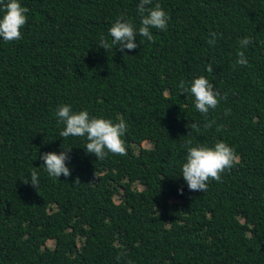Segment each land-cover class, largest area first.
<instances>
[{
	"label": "trees",
	"instance_id": "obj_1",
	"mask_svg": "<svg viewBox=\"0 0 264 264\" xmlns=\"http://www.w3.org/2000/svg\"><path fill=\"white\" fill-rule=\"evenodd\" d=\"M18 2L21 38L0 39V264H264V0H153L166 30L123 52L99 38L118 17L138 30L139 0ZM200 76L223 97L207 117L178 90ZM62 105L123 119L127 155L96 160L85 137H60ZM218 141L239 162L189 191L186 145ZM68 148L71 175L49 177L40 155ZM33 168L38 189L22 182Z\"/></svg>",
	"mask_w": 264,
	"mask_h": 264
},
{
	"label": "clouds",
	"instance_id": "obj_2",
	"mask_svg": "<svg viewBox=\"0 0 264 264\" xmlns=\"http://www.w3.org/2000/svg\"><path fill=\"white\" fill-rule=\"evenodd\" d=\"M153 0H139L137 12L140 16V25L136 26L122 17H118L112 26L108 29L111 42L101 35L99 38V48L107 51L113 46H117L121 52L135 50L139 45L134 41L137 35L145 37L148 41L154 42L151 29L155 28L161 31L166 30L169 17L161 8L160 4L152 5ZM29 9L21 6L18 0H0V39L6 43L16 41L21 38L20 29L26 24ZM210 45L215 43L217 33H210ZM252 43L248 37L239 41L240 48H246ZM238 59L235 65L245 66L247 59L243 51L237 52ZM234 65V66H235ZM206 71L211 73L213 68L208 65ZM180 94H190L194 98L195 109L207 117L210 109H215L220 103V93L214 91V85L204 76H200L186 85L184 81L178 84ZM230 114V110L225 111V115ZM58 123H62L64 128L59 135L62 138L85 137L86 153L95 156L96 160H103L108 154L124 156L127 155L125 142L122 139L127 131V124L123 119L118 123L104 118H90L87 111L73 112L69 105H62L56 111ZM205 127H211V122ZM191 130L200 131L197 124H191ZM190 133V132H189ZM191 141L188 142V145ZM186 162L182 164L181 175L186 182L189 191L205 192L207 191L209 180L221 182V174L230 170L239 162V157L234 148L223 141H218L213 147L207 146H187ZM71 148L61 150L59 154L54 152L42 153L40 159L43 161V167L48 176L58 179L61 175L65 178L71 175L70 169L66 166L69 160L68 153ZM30 184L35 189L39 187V175L35 168L31 172V180L22 181ZM75 183H79L78 179ZM119 259V257L117 258Z\"/></svg>",
	"mask_w": 264,
	"mask_h": 264
},
{
	"label": "rangeland",
	"instance_id": "obj_3",
	"mask_svg": "<svg viewBox=\"0 0 264 264\" xmlns=\"http://www.w3.org/2000/svg\"><path fill=\"white\" fill-rule=\"evenodd\" d=\"M142 145L143 146H146V147H149V146H151V143H149V142H147V141H144L143 143H142ZM135 186H136V188H138V189H141L142 188V185L141 184H135ZM115 199H116V201H118L117 199H118V197H115ZM48 245L49 246H53V244H54V242H53V240H49L48 242Z\"/></svg>",
	"mask_w": 264,
	"mask_h": 264
}]
</instances>
